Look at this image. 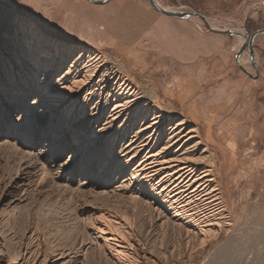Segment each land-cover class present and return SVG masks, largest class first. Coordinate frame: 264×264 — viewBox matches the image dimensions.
Listing matches in <instances>:
<instances>
[{"label":"bare ground","instance_id":"bare-ground-1","mask_svg":"<svg viewBox=\"0 0 264 264\" xmlns=\"http://www.w3.org/2000/svg\"><path fill=\"white\" fill-rule=\"evenodd\" d=\"M252 7L264 16V0ZM244 27L236 22L231 28L236 50L244 44ZM84 39L52 41L33 24L0 11L3 143L21 152L22 169L47 202L75 194L89 199L85 210L97 216L83 225L71 249L81 256L69 252L64 264H168L166 254L154 249L158 237L135 238L127 214L154 220L164 236L181 241L190 264H251L255 251L263 252L258 241L264 227L255 215L245 217L247 201L235 202L234 179L215 151L223 141L216 112L200 115L196 105L180 104L188 108L180 115L156 90L137 82L127 65L119 68ZM258 41L264 43V33L255 36ZM238 58L250 64L248 52ZM252 63L256 68L253 50ZM22 181L1 192L6 203L0 216L27 200ZM15 193L23 194L19 201ZM111 200L126 202L129 213L120 214ZM32 234L25 232L27 243L17 245L16 253L0 237V264H46L43 252L29 243Z\"/></svg>","mask_w":264,"mask_h":264},{"label":"rangeland","instance_id":"rangeland-1","mask_svg":"<svg viewBox=\"0 0 264 264\" xmlns=\"http://www.w3.org/2000/svg\"><path fill=\"white\" fill-rule=\"evenodd\" d=\"M36 1L39 2L38 8L30 10L27 0H23L25 8L33 16L44 2ZM158 1L167 9L211 19L209 24L219 27V30L231 29L236 22H244V31L248 36L264 31L263 14L254 7L248 9L251 5L255 6L257 0ZM65 2L67 7H74L75 1ZM103 8H94L96 12L91 11L86 25L76 26L73 20L60 23L67 37H58L34 23L16 2L0 0L1 12L11 13L14 19L33 24L52 41L80 43L81 39L92 34L98 35L90 44V50L105 53L119 68L127 65L137 82L144 84V87L147 85L149 90H156L161 100L173 104L180 115H187L190 105H196L200 115L206 112L213 116L216 112L214 115L220 120L216 129L223 141L220 149L216 148L215 151L229 169L226 168L228 175L234 179L231 185L236 187L235 202L241 201L243 204L247 201L249 206L245 217L255 215L262 220L259 227H264V43L258 41L252 44L258 60L257 67L252 68L250 64L243 66L237 63L233 57L237 45L236 33L215 36L202 25L154 12L148 0H109ZM247 52L246 45L240 54L246 55ZM242 61L245 60L242 58ZM121 70L126 73L124 68ZM180 104L187 107L180 108ZM3 142L4 138L0 135V194L14 187L18 180H23L28 190L25 202L13 205V209L0 216V237L8 241L11 251L15 252L21 244L27 243L24 240L25 232H34L29 243L43 252V262L46 264H64L69 252L80 257L78 249L75 252L71 249L76 248V242L83 235V225L90 224L97 217L93 211L85 210L90 200L69 194L47 202L45 195L33 188L22 169L21 152ZM67 155L58 163L65 161ZM20 196L23 194L15 193L13 198L19 201ZM3 197L0 195V207L6 203ZM111 201L114 203L111 204L112 208L120 214L129 213L126 202ZM127 216L135 238L142 240L145 234L158 237L154 249L166 254L168 264H190L188 247L185 248L175 237L164 236V231L161 232L154 220L142 215ZM260 233L263 238L258 242L263 252L254 250L251 264H264V229ZM195 264H200V261L196 260Z\"/></svg>","mask_w":264,"mask_h":264},{"label":"crops","instance_id":"crops-1","mask_svg":"<svg viewBox=\"0 0 264 264\" xmlns=\"http://www.w3.org/2000/svg\"><path fill=\"white\" fill-rule=\"evenodd\" d=\"M16 2L24 12H26L30 19L38 24L43 30L51 35L58 37H67L66 33L63 31V26L60 23L66 24L67 20H73L75 25H86L88 23V17H91V11H95L94 8H103L109 0H95L97 2H104L102 4H94L92 2H87L85 0H73L74 7H67L65 0H45L41 5L38 13L33 16L26 8L23 0H10ZM27 8L35 10L39 6V2L36 0H27ZM30 9V10H31ZM104 9V8H103ZM86 22V23H85ZM93 39H97L98 35H91ZM87 42H94L85 38ZM79 40V39H78ZM86 42V43H87Z\"/></svg>","mask_w":264,"mask_h":264},{"label":"water","instance_id":"water-1","mask_svg":"<svg viewBox=\"0 0 264 264\" xmlns=\"http://www.w3.org/2000/svg\"><path fill=\"white\" fill-rule=\"evenodd\" d=\"M92 3L94 4H102L104 2H97L95 0H90ZM148 3L150 5V7L158 12L159 14L166 16V17H171V18H175V19H183V20H187V19H191L194 20L196 22H198L199 24H201L207 31L212 32V33H217V34H221V35H226V36H231L232 30L231 29H226V30H219V29H215L212 26H210L207 22H206V18L199 15V14H195V13H187V12H180V11H175V10H171V9H162V8H158L154 3L153 0H148ZM264 31H259L256 32L255 34H252L250 36L247 35L246 32H244V44L241 45L237 50H235L236 52L234 53L233 57L235 59V61L238 63V57L239 54L242 52V50L244 49V47L247 45V49H248V53H249V61H250V66L253 68L254 64L252 63V44H253V39L255 38V36L257 34H263ZM241 70L243 72H245L242 68Z\"/></svg>","mask_w":264,"mask_h":264},{"label":"snow or ice","instance_id":"snow-or-ice-1","mask_svg":"<svg viewBox=\"0 0 264 264\" xmlns=\"http://www.w3.org/2000/svg\"><path fill=\"white\" fill-rule=\"evenodd\" d=\"M20 123H21V124L23 123V117H21ZM62 158H63V157H62Z\"/></svg>","mask_w":264,"mask_h":264}]
</instances>
